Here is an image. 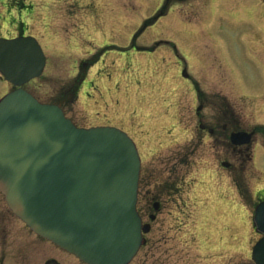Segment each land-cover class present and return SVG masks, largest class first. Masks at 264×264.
Masks as SVG:
<instances>
[{
    "label": "rangeland",
    "instance_id": "rangeland-1",
    "mask_svg": "<svg viewBox=\"0 0 264 264\" xmlns=\"http://www.w3.org/2000/svg\"><path fill=\"white\" fill-rule=\"evenodd\" d=\"M52 1L51 7L57 5L56 0ZM164 1L81 0L70 10L71 15L63 3V10L48 15L53 28L44 21L45 12L38 11L44 5L37 7L30 20L25 19L26 30L40 41L47 65L43 75L24 89L43 101L67 97L66 116L78 127H114L131 135L142 153L144 169L158 170L166 166L190 171L189 179L196 184L194 189L184 187V191H188L184 193L186 200L188 197L186 206L166 208L158 216L159 223L165 219H179L174 231L172 223L165 224L172 231L169 233L172 243L168 245L172 246L175 256L173 264H228V261L230 264L235 260L246 264L247 254L236 259L232 251H226L230 248L229 239L235 235V232H228L231 209L226 204H214L209 192H212L215 179L208 183L204 177L210 169L204 153L194 150L186 165L179 161V153L173 162L160 161L176 154V141L183 145L192 138L195 124L191 116L193 108L199 105L194 102L193 81L201 91L208 80L221 78L222 68L249 82L238 87L240 94L228 98L235 102L237 125H264V102L256 103L258 97H255L252 104L243 98L257 94V85L264 79V35L261 36L264 24L259 16L253 21L243 13L247 17L240 18L227 8L242 1L246 5L251 2L253 6L249 7L252 10L256 7L254 12L264 18V0H224L227 7L220 0L180 1L176 8L172 5L170 13L156 18ZM38 3L39 0L35 1ZM39 13L42 17L37 19ZM59 14L62 15L61 24L58 23ZM13 33L9 22L4 21L0 37L7 38L6 35ZM97 58V65L92 66ZM223 78L225 89H237L230 82L232 76L228 72H223ZM74 87H80V97L76 98L71 92ZM10 89L0 79V97ZM261 96L264 97V91ZM256 138L261 141L264 137ZM259 170L260 177L248 178V186L264 187L263 153L259 158ZM222 181L228 188L229 178L224 177ZM191 190L197 192L195 200L192 199L194 203L189 199ZM215 208L220 211H214ZM247 210L243 209L239 223L241 235L240 230L236 231L238 240L242 239V246L237 248L242 252L246 251L245 240L251 234ZM193 218L205 224L197 232L192 225ZM159 223L153 226L155 231L148 237L153 247L145 264H155L154 259L163 250L155 245ZM207 223L214 226L207 227ZM146 250L131 264H141ZM48 260L74 264L59 249L32 235L10 213L0 195V264H44Z\"/></svg>",
    "mask_w": 264,
    "mask_h": 264
},
{
    "label": "water",
    "instance_id": "water-1",
    "mask_svg": "<svg viewBox=\"0 0 264 264\" xmlns=\"http://www.w3.org/2000/svg\"><path fill=\"white\" fill-rule=\"evenodd\" d=\"M44 61L31 38L0 40V74L17 87L0 100V194L34 233L84 263L128 264L141 242L135 147L113 128L76 129L22 90Z\"/></svg>",
    "mask_w": 264,
    "mask_h": 264
},
{
    "label": "flooded vegetation",
    "instance_id": "flooded-vegetation-1",
    "mask_svg": "<svg viewBox=\"0 0 264 264\" xmlns=\"http://www.w3.org/2000/svg\"><path fill=\"white\" fill-rule=\"evenodd\" d=\"M11 1L16 11L19 12L31 11L34 8L31 4H25L26 0ZM17 30V34L23 33V26L19 25ZM218 83L219 80L210 79L207 81V86L203 91L194 89L196 93L194 94V102L199 103V105L193 108V115L191 116L195 124L194 131L191 134L192 138L183 145L177 143L176 154L164 158L160 163L173 162L177 153H179V161L183 162L182 165H186L188 164L187 161L191 156V152L197 150L204 153L203 156L210 167L206 173V177L210 182L215 179L213 189L217 194V200L226 201L227 197L225 193H228L232 200L230 201L232 216L230 219L232 220L230 221L231 225H229L228 230L229 233L235 232V235L232 236L233 238L230 237V248L226 251H232L236 255V259H238L237 256H242L245 253L237 248L238 235H236L240 230L239 223L244 208L249 211V224L253 233L251 239L254 240V243L250 244L254 245L258 240L264 238V233H261L263 227L255 220L254 215L255 209L264 200V187L261 190H257L251 196V187L246 183L248 178L254 179L260 175L259 158L262 153L264 154V138H260L261 141H259L256 136L261 135L264 137V134L259 132L264 125H237L238 119L234 110L236 105L230 102L228 98L233 97L235 93H240L241 90L233 88L222 89ZM237 84H249V82L247 79L236 78L232 81V85L236 86ZM260 84L261 82L257 85L256 89L257 94L259 93L258 95L253 94L252 96H243V98H252L250 100L251 103L255 101V97L260 98V94L264 91L260 88ZM207 111L210 112L207 113ZM237 131L252 133L251 140L245 143H233L230 136ZM141 163L138 179L137 210L143 224L146 219L150 222L151 217L156 215V218L150 222V232L144 235L145 239L141 248L142 250L147 249L149 251L152 249L153 243L148 241L146 236L151 235L155 231L153 226L157 225L160 221L157 215L166 208L176 209L182 204L186 205L188 197L186 200L184 193L186 194L188 191H184V187L188 186L189 189H193L195 182L193 179H189L190 171L187 169H172V167L166 166L160 167L158 170L144 169V161ZM224 177L229 178L230 185L228 191L222 187L221 180ZM154 206L157 209L156 214H154ZM178 220L168 221L165 219L159 223L157 228L158 237L155 240V245L157 248H163V250L161 255L155 259L157 264H173L175 256L171 249L172 246L168 245L172 243V240H169V233L175 230ZM167 221L173 224L172 231L169 227H165ZM236 221L238 222L236 223ZM143 261L141 263H145V258H143ZM246 262V264H253L249 260ZM230 264L243 263L241 260H235L234 262H230Z\"/></svg>",
    "mask_w": 264,
    "mask_h": 264
},
{
    "label": "bare ground",
    "instance_id": "bare-ground-1",
    "mask_svg": "<svg viewBox=\"0 0 264 264\" xmlns=\"http://www.w3.org/2000/svg\"><path fill=\"white\" fill-rule=\"evenodd\" d=\"M237 222H238V221H236V223H237ZM228 232H229V231H228ZM237 243H238L239 245H241V241L238 240Z\"/></svg>",
    "mask_w": 264,
    "mask_h": 264
}]
</instances>
